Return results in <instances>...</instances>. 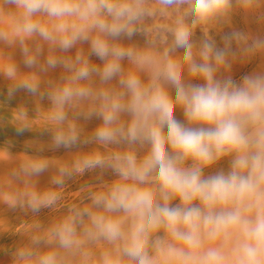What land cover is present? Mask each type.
<instances>
[{
  "label": "clouds",
  "instance_id": "obj_1",
  "mask_svg": "<svg viewBox=\"0 0 264 264\" xmlns=\"http://www.w3.org/2000/svg\"><path fill=\"white\" fill-rule=\"evenodd\" d=\"M0 43L8 123L49 138L0 146V203L59 213L9 264H264V0H0Z\"/></svg>",
  "mask_w": 264,
  "mask_h": 264
},
{
  "label": "rangeland",
  "instance_id": "obj_2",
  "mask_svg": "<svg viewBox=\"0 0 264 264\" xmlns=\"http://www.w3.org/2000/svg\"><path fill=\"white\" fill-rule=\"evenodd\" d=\"M243 27V25H241ZM9 55L13 56L15 61L19 64L22 71H26L22 65V56L18 47L10 48L3 43H0V57H8ZM95 59V58H94ZM99 62V61H97ZM254 65H248L247 67L237 68L235 72V77L239 78L242 74L250 72L253 69ZM7 84L8 82L4 79L3 75L0 74V101H4L7 94ZM37 101L32 97L28 96L27 93L21 91L17 93L16 98L12 101V107H15L17 104H23L28 109L30 114H34L35 109L37 108ZM42 105L47 104V101L39 102ZM11 108L5 106L0 107V117L5 119L0 122V146H4L8 141H12L11 151L17 155L27 152L28 154H34V148H26L25 144L28 140L39 139L42 142H47L48 137H40L38 134L39 126H35L37 131L35 132H26L23 136L17 137L14 133V130L8 119L10 118ZM178 118H181L178 114ZM98 121H91L87 124V129L90 131L96 126ZM73 152L76 150L73 149ZM48 157H56L61 159L69 158V153L64 149H59L56 151L45 150L43 153ZM18 163V159L13 162L0 161V176H3L10 168L14 167ZM54 174L52 170L46 172L41 177H39V187L45 188L49 186L50 177ZM95 178V173L86 174L82 178H78L75 181H69V187L66 188L64 196L65 202H74L78 199V189L81 185L92 183ZM63 211V209L61 210ZM59 213L56 211H50L48 209H42L41 212L37 215L31 213L24 214L19 210L12 211L6 207L3 203H0V264H9L8 254L13 250L17 245L26 243L28 240L27 234H23L26 228H29L33 223L39 222L44 225L51 223L58 217Z\"/></svg>",
  "mask_w": 264,
  "mask_h": 264
}]
</instances>
